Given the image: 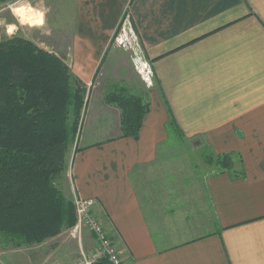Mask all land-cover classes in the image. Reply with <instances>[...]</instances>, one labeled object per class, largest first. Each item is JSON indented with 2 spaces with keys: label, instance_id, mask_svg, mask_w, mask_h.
Here are the masks:
<instances>
[{
  "label": "crops",
  "instance_id": "crops-1",
  "mask_svg": "<svg viewBox=\"0 0 264 264\" xmlns=\"http://www.w3.org/2000/svg\"><path fill=\"white\" fill-rule=\"evenodd\" d=\"M123 20L141 65L143 92H131L146 93L149 111L136 140L121 137L120 110L103 88L88 131L67 149L65 197L94 201L124 264H264V0H75L66 60L88 88L102 77L133 82L110 52ZM167 108L181 143L232 160L230 169L203 165L186 209V181L171 185L159 154ZM88 233L85 251L94 246ZM60 238L23 246L29 264H72L79 248Z\"/></svg>",
  "mask_w": 264,
  "mask_h": 264
},
{
  "label": "trees",
  "instance_id": "trees-1",
  "mask_svg": "<svg viewBox=\"0 0 264 264\" xmlns=\"http://www.w3.org/2000/svg\"><path fill=\"white\" fill-rule=\"evenodd\" d=\"M88 92L57 53L17 34L0 38V240L30 246L75 223L73 199L61 181ZM104 101L120 110V136L136 140L149 111L146 93L117 83ZM167 114L169 138H183L168 108ZM205 162L232 166L230 155L210 151Z\"/></svg>",
  "mask_w": 264,
  "mask_h": 264
},
{
  "label": "rangeland",
  "instance_id": "rangeland-1",
  "mask_svg": "<svg viewBox=\"0 0 264 264\" xmlns=\"http://www.w3.org/2000/svg\"><path fill=\"white\" fill-rule=\"evenodd\" d=\"M14 9H23V13L14 12ZM74 10L75 0H0V38L12 34L25 37L32 40L38 46L57 53L68 64L66 55L71 45ZM9 26L13 27L11 34L7 31ZM116 36L117 31L114 33L110 44L111 53L114 52V47L117 48V56L115 55L116 57L113 64L121 63V67L123 68L122 76L133 80V82L127 84L129 91H134V88L137 87L141 90V92H143L142 82H140L142 76L139 73L141 65L138 61L134 60L131 51L127 50V46L124 47L123 45L122 47L117 44L115 40ZM108 57L109 55L106 60L111 62L112 59ZM111 67L114 68H110L111 75L113 76L112 71H115L116 67L113 65ZM110 79L102 77L101 82H99L98 79L89 85V92L86 95L85 108L88 100L89 103L87 106L88 108L85 120H83L82 117L80 131L74 141L69 142L70 144L68 145V150L71 149L73 143L76 146L81 133L83 134L88 131L89 118L98 101H100L99 95L103 88L105 87L104 91L107 92L114 84H117L116 82L110 83ZM112 79L114 78L112 77ZM93 84L95 87L92 89ZM104 118V116H101V121L98 125H96L97 127L104 122ZM92 132L94 133V136H100L106 131L94 129ZM94 136L93 139H96ZM200 148L195 147L193 143H181L176 137L169 138L167 145L159 148L162 152L161 154L159 151V154L162 155V157L167 158V163L165 162L164 164L168 165L169 172H171L169 173L171 177V185H174V187L181 186L183 179L186 181L184 184L185 186L183 185L186 188V193L180 197L181 199L184 198V196L187 198L185 205L180 201V208L182 207L183 209H186V206L191 205L192 198L190 197H193V188L197 186L196 183H193V181L195 179L197 180V178L203 174L204 170H206V166L203 167V165H207L205 162V155L209 152V150L206 147H202L201 151L199 150ZM178 182H181V185ZM70 229V227L64 228L60 232V239H64L65 242L74 241L77 244L79 248V255L76 258L77 260L83 253L89 252L83 250L84 234L85 232L88 233V231L83 229L78 238L76 233L71 234L72 231H70ZM24 252L23 246L15 247L9 242L0 240V264H29ZM33 258L36 261L38 259L37 256Z\"/></svg>",
  "mask_w": 264,
  "mask_h": 264
},
{
  "label": "built area",
  "instance_id": "built-area-1",
  "mask_svg": "<svg viewBox=\"0 0 264 264\" xmlns=\"http://www.w3.org/2000/svg\"><path fill=\"white\" fill-rule=\"evenodd\" d=\"M126 26L125 21L117 30L115 40L118 45L127 48L138 45V40ZM76 221L70 227L71 234L76 233L78 238L83 229L92 234L94 246L88 253H83L73 264H124L120 256L116 242L108 235L102 223L94 217L92 207L94 201L91 199L75 198L73 200Z\"/></svg>",
  "mask_w": 264,
  "mask_h": 264
},
{
  "label": "clouds",
  "instance_id": "clouds-1",
  "mask_svg": "<svg viewBox=\"0 0 264 264\" xmlns=\"http://www.w3.org/2000/svg\"><path fill=\"white\" fill-rule=\"evenodd\" d=\"M13 11H14V12H17L16 9H14ZM10 28L12 29L11 31L9 30ZM7 31H8L9 34H11L12 31H13V27L9 26V27L7 28Z\"/></svg>",
  "mask_w": 264,
  "mask_h": 264
},
{
  "label": "snow or ice",
  "instance_id": "snow-or-ice-1",
  "mask_svg": "<svg viewBox=\"0 0 264 264\" xmlns=\"http://www.w3.org/2000/svg\"><path fill=\"white\" fill-rule=\"evenodd\" d=\"M16 11L21 14L23 13V9H16ZM9 30L11 31L12 29L10 28Z\"/></svg>",
  "mask_w": 264,
  "mask_h": 264
},
{
  "label": "bare ground",
  "instance_id": "bare-ground-1",
  "mask_svg": "<svg viewBox=\"0 0 264 264\" xmlns=\"http://www.w3.org/2000/svg\"><path fill=\"white\" fill-rule=\"evenodd\" d=\"M18 14V13H17ZM30 16V15H29Z\"/></svg>",
  "mask_w": 264,
  "mask_h": 264
},
{
  "label": "water",
  "instance_id": "water-1",
  "mask_svg": "<svg viewBox=\"0 0 264 264\" xmlns=\"http://www.w3.org/2000/svg\"><path fill=\"white\" fill-rule=\"evenodd\" d=\"M99 264H101V263H99Z\"/></svg>",
  "mask_w": 264,
  "mask_h": 264
}]
</instances>
